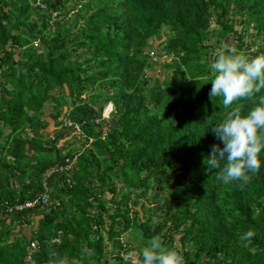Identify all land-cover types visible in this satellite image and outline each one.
Wrapping results in <instances>:
<instances>
[{
  "label": "trees",
  "instance_id": "16d2710c",
  "mask_svg": "<svg viewBox=\"0 0 264 264\" xmlns=\"http://www.w3.org/2000/svg\"><path fill=\"white\" fill-rule=\"evenodd\" d=\"M225 43L264 53V0H0V264H135L157 234L185 264H264V151L247 184L206 163ZM47 179L57 205L3 210Z\"/></svg>",
  "mask_w": 264,
  "mask_h": 264
},
{
  "label": "clouds",
  "instance_id": "9594fccd",
  "mask_svg": "<svg viewBox=\"0 0 264 264\" xmlns=\"http://www.w3.org/2000/svg\"><path fill=\"white\" fill-rule=\"evenodd\" d=\"M210 69L209 97L222 98V106L228 111L212 129L223 147L213 145L206 163L210 169H220L216 176L218 181L247 184L251 179L249 173L259 172L262 163L259 155L264 151V95L257 98L264 90V53L249 56L225 43L216 50ZM242 100L253 104L246 113L239 103ZM254 234L249 230L241 239L250 241ZM92 254L93 251L88 250V255ZM57 264H66V261L59 259ZM71 264H80V261L73 259ZM135 264H185V260L157 234L141 249Z\"/></svg>",
  "mask_w": 264,
  "mask_h": 264
},
{
  "label": "rangeland",
  "instance_id": "374dc122",
  "mask_svg": "<svg viewBox=\"0 0 264 264\" xmlns=\"http://www.w3.org/2000/svg\"><path fill=\"white\" fill-rule=\"evenodd\" d=\"M60 1V0H59ZM68 8L69 9H71V7L70 6H68ZM158 79L159 78H161V74H156L155 75ZM111 108H112V105L111 104H109V103H106V104H104V106L102 107V109H101V117L102 118H107V113L111 110ZM67 123V125H70V123L67 121L66 122ZM50 128H51V125L50 126H48L47 127V130H50ZM66 131V129L62 132V135H64V132ZM50 135H53L54 136V134H50ZM65 137V138H64ZM63 138L64 139H61V142H62V144L64 145V148H65V150L67 149V148H78L79 146H80V142H81V140L80 139H78L77 137H72V139H71V136L69 135L68 137H66V136H63ZM69 140V141H68ZM65 144H68V145H66L65 146ZM73 157V156H72ZM70 160L68 161V162H66L65 164H63L62 165V167L64 168L62 171H64V170H66V169H68V168H70V167H73V163H72V159L73 158H69ZM62 171H58V172H62ZM50 172V170L49 171H47V175H49L48 173ZM50 176V175H49ZM153 207H155V204H153ZM137 208V207H136ZM161 218V214L159 213V212H157V210L155 209L154 210V214L152 215V219H153V221L154 222H156L158 219H160ZM32 225H24L23 226V228H24V230L25 231H27L28 230V228L30 227L31 229H32V227H31ZM34 226H35V223H34ZM29 228V229H30ZM126 236H129V237H133L134 235L132 234V233H124V234H122L121 235V239L123 240V239H125L126 238ZM133 244V243H132ZM108 245H107V247H106V249H108ZM138 257V255H137V251L136 250H132L131 252H130V258H131V261L132 262H134V261H136V258Z\"/></svg>",
  "mask_w": 264,
  "mask_h": 264
},
{
  "label": "built area",
  "instance_id": "2783aa9c",
  "mask_svg": "<svg viewBox=\"0 0 264 264\" xmlns=\"http://www.w3.org/2000/svg\"><path fill=\"white\" fill-rule=\"evenodd\" d=\"M69 158H74V157H69ZM68 157L64 159V164L68 162L70 159ZM73 163V159H72ZM63 165V164H62ZM60 165L55 171H62L64 168ZM50 194L48 193H41L38 194L37 196L33 197L32 199H27L19 203H15L12 205H4L3 210L7 213H17L20 211H23L24 209L32 208L36 205H40L41 207L44 206H50L51 204L57 205L58 201L55 200L54 202L49 200ZM53 202V203H52ZM35 246V243L33 241L29 242V248H33Z\"/></svg>",
  "mask_w": 264,
  "mask_h": 264
},
{
  "label": "crops",
  "instance_id": "0c3cea01",
  "mask_svg": "<svg viewBox=\"0 0 264 264\" xmlns=\"http://www.w3.org/2000/svg\"><path fill=\"white\" fill-rule=\"evenodd\" d=\"M53 171H55V170H51V171L49 172V175H51L52 173H54ZM45 186H46V188L48 189L47 193H48V194H51V191H50V189H51V183L48 181V179L45 181ZM22 231H23L25 234H28V233H29L28 231H30V229L28 228V230L25 231L24 228L22 227Z\"/></svg>",
  "mask_w": 264,
  "mask_h": 264
}]
</instances>
